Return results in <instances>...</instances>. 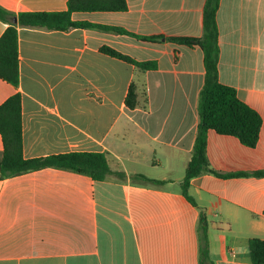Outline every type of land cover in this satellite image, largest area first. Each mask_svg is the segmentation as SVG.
<instances>
[{"label": "crops", "instance_id": "crops-1", "mask_svg": "<svg viewBox=\"0 0 264 264\" xmlns=\"http://www.w3.org/2000/svg\"><path fill=\"white\" fill-rule=\"evenodd\" d=\"M207 0H127L124 12H76L74 21L118 27L69 31L23 27V12H62L68 0H0V38L18 29L20 82L0 78V106L19 93L27 159L104 153V181L54 168L0 179V264H200L208 221L215 264H253L264 240V177L203 174L182 193L197 137L204 53L168 38H201ZM17 19V23L14 20ZM219 80L262 118L257 145L209 131L207 159L219 173L264 171V0H220ZM103 46L157 68L142 71ZM139 105L127 108L131 84ZM3 141L0 135V159ZM166 181L135 182L133 176Z\"/></svg>", "mask_w": 264, "mask_h": 264}, {"label": "trees", "instance_id": "trees-1", "mask_svg": "<svg viewBox=\"0 0 264 264\" xmlns=\"http://www.w3.org/2000/svg\"><path fill=\"white\" fill-rule=\"evenodd\" d=\"M220 0H207L204 11V34L201 38H168L176 43L187 46H198L204 53L206 69L205 84L200 93V122L192 158L186 167L182 182V193L195 205V200L189 194L191 181L203 174H213L220 178L231 177H264V171L219 173L211 168L207 159V144L209 131L221 135L238 138L247 147H255L259 141L262 118L254 109L241 101L235 88L224 85L219 80V28L217 11ZM128 9L127 0H68V10L62 12H23L18 16L23 27L41 28L47 30L69 31L74 28L98 29L108 32L134 35L138 38L155 41L159 37H140L125 29L74 21L76 12H124ZM12 15L0 7V19L10 22ZM104 54L121 59L135 65L142 71L154 70V61L139 62L121 54L111 47L103 46ZM0 78L19 86V38L18 29L10 25L0 38ZM125 104L129 109L138 105V87L133 82L127 93ZM0 135L3 141V152L0 159V179H8L23 174L47 168L70 171L88 176L94 181H104L111 174L107 155L104 153L74 152L61 155H51L27 159L23 154V126L21 96L19 93L11 96L0 106ZM135 182L162 186L166 181L150 179L143 175L133 176ZM208 236V221L201 216L199 224V262L200 264H215L210 257ZM249 255L253 264H264V240L254 238L249 241Z\"/></svg>", "mask_w": 264, "mask_h": 264}, {"label": "water", "instance_id": "water-1", "mask_svg": "<svg viewBox=\"0 0 264 264\" xmlns=\"http://www.w3.org/2000/svg\"><path fill=\"white\" fill-rule=\"evenodd\" d=\"M14 22L17 23V19H15ZM0 169H1V166H0Z\"/></svg>", "mask_w": 264, "mask_h": 264}]
</instances>
